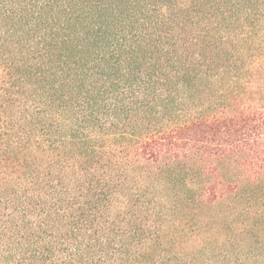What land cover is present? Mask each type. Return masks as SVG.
I'll list each match as a JSON object with an SVG mask.
<instances>
[{
    "label": "trees",
    "instance_id": "obj_1",
    "mask_svg": "<svg viewBox=\"0 0 264 264\" xmlns=\"http://www.w3.org/2000/svg\"><path fill=\"white\" fill-rule=\"evenodd\" d=\"M9 220L31 264H264V0H0Z\"/></svg>",
    "mask_w": 264,
    "mask_h": 264
},
{
    "label": "rangeland",
    "instance_id": "obj_2",
    "mask_svg": "<svg viewBox=\"0 0 264 264\" xmlns=\"http://www.w3.org/2000/svg\"><path fill=\"white\" fill-rule=\"evenodd\" d=\"M13 232L14 223L12 220H9L6 227H2L0 224V264H15L16 260L22 261V264H31L29 259L31 242L23 239H20V243L17 240L14 241Z\"/></svg>",
    "mask_w": 264,
    "mask_h": 264
}]
</instances>
